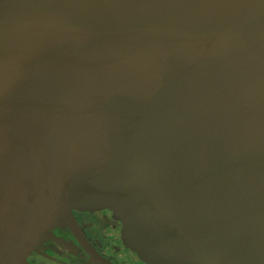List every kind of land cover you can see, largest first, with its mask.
<instances>
[{"label": "water", "instance_id": "95a60500", "mask_svg": "<svg viewBox=\"0 0 264 264\" xmlns=\"http://www.w3.org/2000/svg\"><path fill=\"white\" fill-rule=\"evenodd\" d=\"M73 195L159 264H264V0H0V263Z\"/></svg>", "mask_w": 264, "mask_h": 264}, {"label": "flooded vegetation", "instance_id": "af4514ba", "mask_svg": "<svg viewBox=\"0 0 264 264\" xmlns=\"http://www.w3.org/2000/svg\"><path fill=\"white\" fill-rule=\"evenodd\" d=\"M82 187L100 193L86 184ZM67 206L76 233L51 204L53 218L48 214L38 217L43 230L38 240L18 233L16 238L20 243L14 250L2 254L4 259L0 264H145L142 261L145 257L128 244L126 236L131 228L110 209H92L75 195L72 201L67 198ZM44 225L49 229L43 228ZM3 230L0 226V238Z\"/></svg>", "mask_w": 264, "mask_h": 264}, {"label": "rangeland", "instance_id": "374dc122", "mask_svg": "<svg viewBox=\"0 0 264 264\" xmlns=\"http://www.w3.org/2000/svg\"><path fill=\"white\" fill-rule=\"evenodd\" d=\"M8 150H11L12 151V153H14L15 151H17V149L15 150V147H13V148H10V149H8ZM36 150H38V148H36V149H34V151H36ZM12 169H14V168H12ZM14 171L15 170H11V171H9L8 172V175H13V173H14ZM17 171V170H16ZM24 173H25V171H24ZM114 175H116V176H120L119 174H117L116 173V171H114V173H113ZM39 199V198H38ZM40 201H38L35 205H33V207L39 212V213H42V214H48V217L49 218H53V216H52V214H50L51 213V209H50V207H49V205L47 204V202L46 201H44V200H42V199H39ZM59 220L61 221V219L59 218ZM55 221V220H54ZM57 221V220H56ZM148 257L147 258H145V259H143L142 261H143V263H145V264H159L158 263V260H156L155 259V257L152 255V254H149V255H147Z\"/></svg>", "mask_w": 264, "mask_h": 264}]
</instances>
